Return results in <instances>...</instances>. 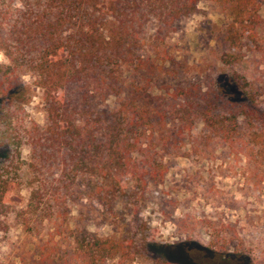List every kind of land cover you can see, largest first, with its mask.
I'll return each mask as SVG.
<instances>
[{
    "label": "trees",
    "instance_id": "obj_1",
    "mask_svg": "<svg viewBox=\"0 0 264 264\" xmlns=\"http://www.w3.org/2000/svg\"><path fill=\"white\" fill-rule=\"evenodd\" d=\"M259 1L0 0V54L6 60L0 63V233L21 225L30 235L46 236L34 264H109L117 257L114 264H125L137 257L131 239H102L84 226L69 228L70 206L93 211L120 195L126 182L140 193L160 184L169 170L165 149L184 143L197 117L203 130L193 145L226 147L264 179V103L237 72L228 74L232 95L218 96L228 105L222 112L200 106L199 96L184 88L169 95L170 110L153 113L122 97V75L139 69L141 58L166 55L161 46L201 2L229 9L231 26L249 49L260 51ZM24 74L42 90L43 126L25 120ZM78 86L101 98H119V105L100 114L88 106L74 109L68 98ZM167 117L173 122L170 142L160 132ZM23 146L30 152L27 163ZM26 172V203L16 208L4 198ZM178 256L194 264L182 248Z\"/></svg>",
    "mask_w": 264,
    "mask_h": 264
},
{
    "label": "rangeland",
    "instance_id": "obj_2",
    "mask_svg": "<svg viewBox=\"0 0 264 264\" xmlns=\"http://www.w3.org/2000/svg\"><path fill=\"white\" fill-rule=\"evenodd\" d=\"M258 14L262 20L257 29L260 51L249 49L240 30L231 26L229 9L199 3L196 12L180 21L161 46L166 55L141 58L144 63L139 69L122 75V97L153 113L170 110L169 95L175 88H184L199 96L200 106L222 112L228 105L218 96L232 95L228 74L235 71L264 103V0L259 1ZM0 63H6L2 54ZM21 80L26 90L25 120L43 126L42 90L28 74ZM68 102L74 109L88 106L98 113L114 110L120 100L101 98L78 86L70 91ZM172 128L167 117L160 132L169 142ZM202 130L197 117L190 137L177 142L175 149H165L162 160L169 170L160 184H149L140 193L132 182H126L120 195L93 211L72 204L67 226H84L102 239H131L140 254L125 264H187L178 256L181 248L193 257L194 264H264L262 171L216 143L193 145V137ZM157 136L160 140L161 135ZM132 157L139 158L136 153ZM22 160L30 161L26 146ZM25 180H29L28 172L20 184L9 188L5 202L24 207ZM81 213L87 216L84 220ZM45 238L28 234L21 225H11L7 233H0V264H34L36 248ZM166 248L168 256L162 253Z\"/></svg>",
    "mask_w": 264,
    "mask_h": 264
}]
</instances>
